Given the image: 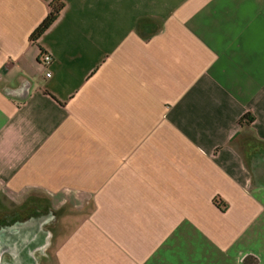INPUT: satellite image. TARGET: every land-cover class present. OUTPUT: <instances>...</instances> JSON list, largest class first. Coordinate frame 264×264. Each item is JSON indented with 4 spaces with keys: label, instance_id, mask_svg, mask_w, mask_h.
I'll return each instance as SVG.
<instances>
[{
    "label": "crops",
    "instance_id": "0c3cea01",
    "mask_svg": "<svg viewBox=\"0 0 264 264\" xmlns=\"http://www.w3.org/2000/svg\"><path fill=\"white\" fill-rule=\"evenodd\" d=\"M53 1L0 0V264H264V0Z\"/></svg>",
    "mask_w": 264,
    "mask_h": 264
},
{
    "label": "trees",
    "instance_id": "16d2710c",
    "mask_svg": "<svg viewBox=\"0 0 264 264\" xmlns=\"http://www.w3.org/2000/svg\"><path fill=\"white\" fill-rule=\"evenodd\" d=\"M64 6V3L59 0L53 1V3L51 4V13L33 33V41H37L53 25V23L60 16Z\"/></svg>",
    "mask_w": 264,
    "mask_h": 264
},
{
    "label": "built area",
    "instance_id": "2783aa9c",
    "mask_svg": "<svg viewBox=\"0 0 264 264\" xmlns=\"http://www.w3.org/2000/svg\"><path fill=\"white\" fill-rule=\"evenodd\" d=\"M41 63L46 67L49 68L53 63V57L48 53H43ZM52 76L51 72L47 73V77L50 78Z\"/></svg>",
    "mask_w": 264,
    "mask_h": 264
}]
</instances>
